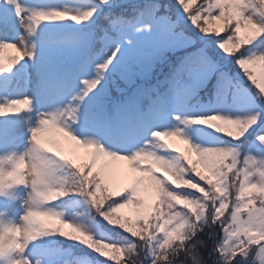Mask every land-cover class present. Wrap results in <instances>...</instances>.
Segmentation results:
<instances>
[{"label": "snow or ice", "instance_id": "6c2138e0", "mask_svg": "<svg viewBox=\"0 0 264 264\" xmlns=\"http://www.w3.org/2000/svg\"><path fill=\"white\" fill-rule=\"evenodd\" d=\"M194 2L96 0L73 13L0 0L25 32L16 42L0 40V76L27 58L41 92L62 98L74 79L83 85L63 107L38 114L23 150L19 126L0 122V165H10L0 166V196L18 189L10 199L22 213L19 222L0 221V264H44L36 253L45 249L31 246L57 236L95 254L78 264H256L253 253L264 264V0H202L190 8ZM101 6L107 10L97 24ZM62 21L91 23L70 41L76 55L54 62L30 38L41 24ZM221 57L232 60L252 91L223 70ZM164 64L167 74L152 83L153 70ZM205 87L217 97L242 91L248 111L190 114L189 102ZM173 102L175 113L167 111ZM32 104L27 95L0 97V117L31 111ZM169 117L177 124L147 131L151 120ZM81 120L96 127L135 120L150 140L111 150L75 135L71 125ZM193 126L228 139L202 146L185 131ZM70 194L134 242L97 238L85 224L66 220L53 205Z\"/></svg>", "mask_w": 264, "mask_h": 264}, {"label": "rangeland", "instance_id": "374dc122", "mask_svg": "<svg viewBox=\"0 0 264 264\" xmlns=\"http://www.w3.org/2000/svg\"><path fill=\"white\" fill-rule=\"evenodd\" d=\"M160 1H163V2L166 1L169 4L174 2V0H158V2H160ZM19 2L21 5L25 6L26 8H33V7H36V8H41V7L42 8H52V7H54V8H58L61 10L67 8V9H70L73 13H75L77 10L83 11V10L88 9L89 7L94 6L93 3L90 2L89 0H19ZM195 2H196V0H195ZM0 17L6 18V20H7V23L6 24H0V27L2 28V30H6L9 32L11 30L13 20L15 19V21H16V17H15L14 11H13V7L10 5H4L3 3H0ZM80 25H84V24H80ZM80 25H76L71 21L43 23L38 27L36 34L34 36H32L30 38V40L39 46L40 51L43 53V55L45 57L51 59L54 62L61 61L65 58L71 59V57L76 55L75 45L70 42L73 37L64 38V39L52 42L51 44H47L48 40L45 37L47 36V34L49 32H51L55 29L66 27V26H80ZM18 28L20 31L19 36H24L25 35L24 29L22 27H20L19 24H18ZM221 34L223 35V33H221ZM19 36L16 35L14 37L11 36V37H7V38L0 37V40L8 39L9 41L16 42ZM259 47H260L259 45L254 46L251 48V51H259ZM15 54L16 53L12 50H6V52H5L6 56L15 55ZM219 63L222 66L224 71H226L227 73H233L235 75V77L237 79H239L238 81L242 82V83H240L241 88H249L250 89V85L248 84L246 79L243 77V74L240 73L239 69L232 62V60H230V59L226 60V59H223L221 57L219 59ZM160 66L161 65H158L153 70V72L155 70H157ZM19 68H21L20 65H18L13 70V73L8 74L9 76H11V79L7 78L6 74H4L3 76L0 77V97L7 96L8 98H15V97H19L22 95H27V96H30L33 100L35 93L38 90L36 87V81H35V77H34V73H33V64L30 61H28L26 58V60L24 61V68L26 70V73L24 76H22V74L20 73ZM257 71H258V69H257ZM88 74H91V65H89ZM26 77H27V81H26ZM79 77L86 78V75H85V73H80ZM17 79L19 80L18 81L19 86L14 88L15 92L11 91L9 94H7L6 92H1L2 85L5 86V85L9 84L10 87L11 86L13 87L12 82L17 81ZM243 82H245L246 84ZM82 86L83 85L80 84L79 79L74 80L73 88L70 91V94L66 99H62V98L58 97L54 93V91L51 90V93L47 97L45 103H43L40 106V108L37 109V112L34 111L33 108L31 111L22 112L17 116H14L8 120H5L6 122L4 123V126L9 127V126L18 125L20 133L23 134L25 132V130L28 129V127L35 126L39 113H47L49 111H53L55 109V107H57V106L63 107L65 104H67L71 100V96L76 91H78L79 88H81ZM250 91H252V90L250 89ZM228 96H229L228 93L223 94L221 96H218L216 98L213 106L205 104V105H202L198 108L191 107L190 108L191 109L190 114H192V115H201V114L206 115L209 112H220L223 114L236 116V115L242 114L245 111H248V106H247V103H246V100H245V97H244V94L242 91L237 90L235 92H232V94L230 95L231 96L230 98H228ZM73 103H75V102H73ZM169 105H171L172 107L177 109L174 102L170 103ZM84 108H85V106L83 104H81V110H83ZM202 109H206L207 111H201ZM2 118H4V117H2ZM151 121L154 123L153 129L171 128V127H173V125L177 124V122L172 120L170 117L169 118H156V119H153ZM178 126H180L182 128L184 127L183 125H178ZM71 128H72L73 133L75 135L79 136L80 138H91L92 137V136H89L87 134L88 132H85L86 131L85 127H80L77 129V124H73V125H71ZM205 128L206 127L193 126L191 128L185 129V131L189 134V136L191 137V139L193 140L194 143L200 144L202 146H212V145L219 144L217 142V140H218L217 134L208 128H206L207 132H205L206 131ZM202 130H205V131H202ZM214 135H216V136H214ZM136 138H137V136H136ZM202 138L205 139L207 142L205 140H203ZM133 139H135V138H133ZM145 140H150V137L146 135L140 139H137L135 142H133L134 141L133 140L132 141L133 143L128 141V139L127 140L125 139V140L120 142V146H117L116 148H110V149L111 150L128 149L130 151V149H132L133 145L141 143L139 146H142L144 144ZM26 146H27V143L20 145L21 150H23ZM180 146L183 147L182 145H180ZM157 151H160V150H157ZM161 154L170 155L168 153H163V152H161ZM0 166L7 169V168H9L10 165L8 164L7 161H5ZM67 171L69 173H71L73 170L67 169ZM17 190L18 189H16V188H9L6 190V195L0 196V200H3V201L7 200L11 203V204H7V205L0 203V221L7 222L9 220H12L14 222H19V215L22 214L21 212L18 211L19 202H15V201H12L10 199L13 196H16V197L20 196V192H19V190L17 192ZM75 206H76L75 209H73V206H72V207H68L67 209H61L60 211H63L65 213V211L69 210L70 215L65 214L66 220L78 221L80 223L85 224L89 228V230L95 236H97L101 231L100 222L91 218V215H90V208L91 207H90V205L85 201V199H83L81 201H77ZM57 210H59V209H57ZM100 221L103 222L102 218H100ZM104 223L106 224V222H104ZM105 227L108 228L113 233H116L118 235L117 240H114V239L109 240L110 242H116V243H120L123 245H126L130 241L134 242V238H132L127 233L122 232L118 228H114V227L109 226L107 224L105 225ZM65 230L70 231L69 229H65ZM97 238H100V237H97ZM105 239H108V238L106 237ZM55 241L61 242L66 247H83L79 244H76L75 242L67 241V240H65L61 237H58V236L46 238V242L44 244H41L40 241L34 242V244L31 246L32 248H36V249L43 248V249H45V251L43 253H41L39 251L36 253L37 258H39L41 255H43L44 264H49V262H51V264H52V262L55 259H58L59 257H61V255H63V253H64V251H62L61 249L48 250L45 248V244L50 243V242H55ZM67 250H70V249H67ZM257 251H258V249H257ZM108 255L111 256L114 254L111 251H108ZM118 258L123 259L124 258L123 254H121ZM253 259L256 261V264H259L260 258L257 257L255 255V253H253ZM113 264H115V262H113ZM144 264H148V262L144 261Z\"/></svg>", "mask_w": 264, "mask_h": 264}, {"label": "trees", "instance_id": "16d2710c", "mask_svg": "<svg viewBox=\"0 0 264 264\" xmlns=\"http://www.w3.org/2000/svg\"><path fill=\"white\" fill-rule=\"evenodd\" d=\"M96 1V0H95ZM200 2H202V0H196V2L190 6V8H193V7H196L197 4H199ZM161 3H167L166 1L165 2H161ZM169 4V3H168ZM107 9L104 7V6H101L100 9H98V13H97V16H95L93 19L96 20V23L97 24H100L102 22V15H103V12L106 11ZM91 22H89L90 24ZM89 24H86L83 28L84 30H88V27H89ZM223 35H226V33H223ZM162 67H165V64L162 65ZM155 72V71H154ZM152 72V73H154Z\"/></svg>", "mask_w": 264, "mask_h": 264}]
</instances>
